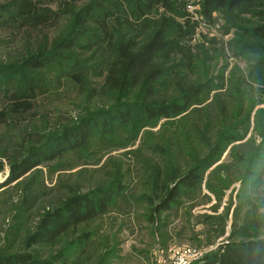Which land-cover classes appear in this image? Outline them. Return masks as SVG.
Instances as JSON below:
<instances>
[{"label":"rangeland","instance_id":"1","mask_svg":"<svg viewBox=\"0 0 264 264\" xmlns=\"http://www.w3.org/2000/svg\"><path fill=\"white\" fill-rule=\"evenodd\" d=\"M179 1L193 22L198 23L194 40L186 43L193 47L195 61H174L172 55L171 65L165 67L178 66L175 72L189 80L210 78L214 85L205 96L208 94L211 100L224 91L220 79H246L253 65L250 60L263 59L264 47L242 36L249 23L238 22L235 15L217 12L213 22H209L202 15V0ZM156 2L0 0V107L12 94L24 95L29 90L37 94L29 110L10 114L7 123L0 127V163L5 166L0 183L5 182L11 163L20 161L32 149L44 150L52 145L62 130L93 114L111 111L116 105L133 104L134 91L130 97H115L105 87L103 64L111 60V43L127 40L139 44L155 31L162 18L181 22ZM138 6L143 15L134 21L139 28L134 32L126 21L134 20L131 16ZM88 8L92 12L83 33L78 35L74 28L76 17ZM244 19L253 20L250 16ZM67 40L74 47L58 49V44ZM60 54L64 56L61 60ZM46 57L51 61L45 67H31ZM169 89L160 88L159 93L166 95ZM257 99L250 123L246 121L239 129H248L243 140L227 147L207 171L198 192L186 194L171 211L156 215L154 223L149 220L153 208L148 197L153 195L148 191V163L151 167L159 165L167 156L166 147L156 135L181 133L176 125L166 126L167 120L137 133L131 128H116L97 134L83 149L44 163L0 190V253L32 252L37 259L53 264H161L178 248L198 249L203 259L229 238L238 240L261 234L264 142L255 123L258 120L264 125V112L260 115L264 111V94H258ZM230 107L235 110L237 106ZM253 155L260 158L252 160ZM187 162L188 158H182L179 163L184 167ZM245 168L248 172L251 169L252 176L242 182ZM117 173L123 193L115 198L109 212L95 221L69 228L53 244L27 250V240L44 212L62 205L72 193L93 194L97 188L107 187ZM224 178L226 187L219 186L217 180L221 184ZM208 185L217 193H212ZM24 198L31 202L26 210L21 207ZM84 234L92 235L91 242L79 245Z\"/></svg>","mask_w":264,"mask_h":264},{"label":"trees","instance_id":"2","mask_svg":"<svg viewBox=\"0 0 264 264\" xmlns=\"http://www.w3.org/2000/svg\"><path fill=\"white\" fill-rule=\"evenodd\" d=\"M156 4L168 13L177 15L181 22L162 18L155 31L144 37L139 44L127 40H120L118 44L111 43V60L103 64L106 69L105 87L115 97H130L128 95L134 91L133 104L116 105L106 113L93 114L80 120L74 127L62 130L54 137L53 144L44 150H30L20 161L10 164L5 182L0 183V190L19 181L44 163L83 149L97 134H105L116 128H131L137 133L146 127L154 128L159 121L167 120L166 126L176 125L181 133L156 135L159 142L166 147L164 152L167 156L159 165L151 167V162L148 163V171L151 172L148 191L153 195L148 197V203L153 208L149 220L154 223L156 215L171 211L186 194L198 192L207 171L222 157L227 147L243 140L248 129L245 132H239V129L242 124H247L246 121L250 123L251 113L258 103V94L260 97L264 94V58L250 60L253 65L250 66L246 79H220L221 89L224 91L210 100L208 94L205 96L214 85L210 78L189 80L175 72L178 66L165 67L171 65L172 55L175 57L174 61H185L189 64L195 61L192 55L194 49L186 43L194 40L198 23L193 22L186 12V6L179 0H157ZM201 6L202 15L209 22H213L215 13L223 12L235 15L238 22L249 23V28L242 30V36L264 47V0H202ZM134 11L131 16L134 20L127 19L126 23L135 32L139 28H136L134 21H138L143 12L139 6ZM91 12L92 9L88 8L77 15L74 28L79 31L78 35L86 28ZM247 16L253 19L252 22L244 19ZM57 47L71 50L74 45L67 40L59 43ZM63 57L62 54L58 55L60 60ZM49 61L51 59L46 57L37 60L31 67L42 69ZM179 66L181 68L180 64ZM160 88L170 89L166 95H162L159 93ZM36 95L33 90L26 91L24 95L12 94L0 107V127L7 123L10 114L13 116V113L29 110ZM231 104L237 106L235 110L230 107ZM263 112L262 110L260 115ZM255 128L264 142V125L257 120ZM182 158H188L184 167L179 163ZM256 158L260 157L252 156V160ZM4 170V164L0 163V174ZM244 170L241 180L247 182L248 177L252 176L251 169L249 172L246 168ZM217 183L226 187V178L220 180L221 184L218 180ZM208 188L212 193H217L213 192L211 186ZM92 193H72L62 205L44 212L36 225V231L27 240V250L42 244H53L69 228L95 221L109 212L115 198L123 193L120 173L115 174L113 182L107 187H99ZM30 205L29 198H24L21 207L26 210ZM256 234L245 236L246 239L244 236L238 240L229 238L226 243L193 264H264V231ZM91 237L90 234H84L79 245H88ZM74 245L77 246L78 242ZM0 264L53 262L42 261L32 252H24L0 253Z\"/></svg>","mask_w":264,"mask_h":264},{"label":"built area","instance_id":"3","mask_svg":"<svg viewBox=\"0 0 264 264\" xmlns=\"http://www.w3.org/2000/svg\"><path fill=\"white\" fill-rule=\"evenodd\" d=\"M202 259V253L192 247H182L176 249L168 261L161 264H193Z\"/></svg>","mask_w":264,"mask_h":264}]
</instances>
